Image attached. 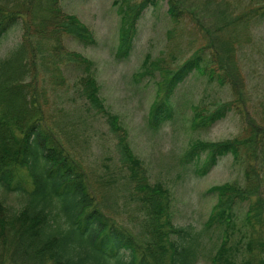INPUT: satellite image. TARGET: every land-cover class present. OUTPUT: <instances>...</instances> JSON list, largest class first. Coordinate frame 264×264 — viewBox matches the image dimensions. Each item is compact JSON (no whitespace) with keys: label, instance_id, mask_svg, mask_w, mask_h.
Returning <instances> with one entry per match:
<instances>
[{"label":"trees","instance_id":"1","mask_svg":"<svg viewBox=\"0 0 264 264\" xmlns=\"http://www.w3.org/2000/svg\"><path fill=\"white\" fill-rule=\"evenodd\" d=\"M62 1L0 0V45L13 31L22 33L20 43L0 60V264H201L203 259L209 264H264V210L252 200L263 185L256 177L264 178V126L252 125L232 140L191 145L182 163L193 165L198 177L210 174L230 155L236 163L245 154L255 162L246 168L245 187L226 184L210 189L217 203L202 230L180 226L174 220L172 192L163 184L150 183L140 159L125 143L118 118L104 110L95 78L88 77L83 95L107 115L112 130L120 135L133 186L128 205L142 221L127 227L105 211L84 165L63 145L47 109L44 84L54 85L55 69H59L55 65L63 62V54L88 70L94 66L82 55L65 51L61 34L86 48L97 45L92 31L63 11ZM160 1L115 0L122 23L120 60L130 56L144 12ZM252 1L260 5L256 13H264V0ZM167 5L174 24L186 19L183 0H167ZM214 54L202 47L172 71L159 67L164 73L160 82L164 93L157 96L150 112L152 130L158 131L173 118L174 95L196 71L218 78L223 86L231 84V73H227L231 61ZM150 59L146 57L145 66L152 64ZM231 111L233 105L224 103L208 115L198 113L197 128H210ZM249 203L245 220L259 224L253 233L237 225L240 207ZM90 221L99 228L90 227ZM214 233L223 238L207 248L206 237Z\"/></svg>","mask_w":264,"mask_h":264},{"label":"rangeland","instance_id":"2","mask_svg":"<svg viewBox=\"0 0 264 264\" xmlns=\"http://www.w3.org/2000/svg\"><path fill=\"white\" fill-rule=\"evenodd\" d=\"M183 2L188 15L179 24H174L169 16L167 0L146 10L138 25L134 48L128 58L121 60L118 45L122 23L115 0L61 2L66 14L76 16L92 31L97 45L86 48L70 35L61 34L60 44L65 51L82 55L94 66L88 70L69 62L63 54V62L55 65L59 69H55L54 85L44 84L47 109L55 118L63 145L84 165L105 211L127 227L142 221V216L128 205V194L133 189L128 178L131 170L121 150L120 135L112 130L107 115L83 95L86 78H95L104 110L118 118L119 127L125 131V143L140 159L150 183L163 184L172 192L174 220L180 226L192 225L202 230L217 203V196L209 193L210 189L226 184L245 187L246 168L255 162L245 154L242 162L236 163L230 155L210 174L198 177L193 165L182 163L191 145L197 141L232 140L243 136L252 125L264 126V13H256L260 5L252 0ZM21 38L19 30L9 34L0 45V60ZM210 43L213 46L207 48ZM202 47L214 55L221 53L228 63L231 61L227 72L231 73V84L223 86L218 78L196 71L174 95L173 118L158 131L152 130L150 112L157 96L164 93L160 87L164 73L159 67L172 71ZM146 57L151 58L152 64L144 65ZM39 69L43 72L42 67ZM224 103L233 105L224 120L207 129L197 128L198 113L208 115ZM256 178L263 185L252 200L264 210V178ZM249 207L250 203L240 207L237 225L240 230L253 233L259 224L256 220L251 225L246 222ZM222 238L217 233L210 234L206 237L207 248ZM201 264L209 262L203 259Z\"/></svg>","mask_w":264,"mask_h":264},{"label":"clouds","instance_id":"3","mask_svg":"<svg viewBox=\"0 0 264 264\" xmlns=\"http://www.w3.org/2000/svg\"><path fill=\"white\" fill-rule=\"evenodd\" d=\"M90 227L99 228V226L92 221H90Z\"/></svg>","mask_w":264,"mask_h":264}]
</instances>
